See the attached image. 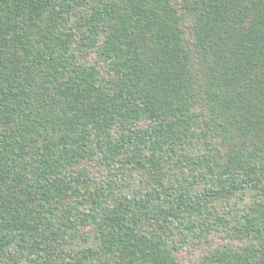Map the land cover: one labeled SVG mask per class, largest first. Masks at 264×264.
<instances>
[{
	"label": "trees",
	"instance_id": "1",
	"mask_svg": "<svg viewBox=\"0 0 264 264\" xmlns=\"http://www.w3.org/2000/svg\"><path fill=\"white\" fill-rule=\"evenodd\" d=\"M0 264H264V0H0Z\"/></svg>",
	"mask_w": 264,
	"mask_h": 264
}]
</instances>
